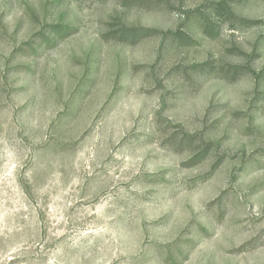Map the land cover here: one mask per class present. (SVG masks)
<instances>
[{
  "label": "rangeland",
  "instance_id": "374dc122",
  "mask_svg": "<svg viewBox=\"0 0 264 264\" xmlns=\"http://www.w3.org/2000/svg\"><path fill=\"white\" fill-rule=\"evenodd\" d=\"M0 264H264V0H0Z\"/></svg>",
  "mask_w": 264,
  "mask_h": 264
},
{
  "label": "trees",
  "instance_id": "16d2710c",
  "mask_svg": "<svg viewBox=\"0 0 264 264\" xmlns=\"http://www.w3.org/2000/svg\"><path fill=\"white\" fill-rule=\"evenodd\" d=\"M133 1V0H130ZM136 1V0H134ZM219 5V7H222V9H225V11L227 12L226 4L225 3H220L217 4ZM230 9V13H234L233 10L231 8ZM156 32V30L154 29H150V28H146V27H129V26H122L118 29H116L112 36L116 39H118L119 41H130L131 43H135L138 40H141L147 36L153 35V33Z\"/></svg>",
  "mask_w": 264,
  "mask_h": 264
}]
</instances>
